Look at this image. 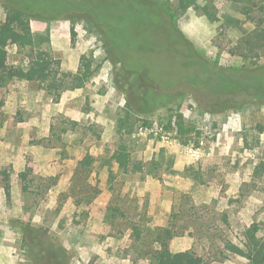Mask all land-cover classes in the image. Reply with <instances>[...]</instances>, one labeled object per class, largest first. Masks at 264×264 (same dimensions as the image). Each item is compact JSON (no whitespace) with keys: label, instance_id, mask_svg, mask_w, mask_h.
<instances>
[{"label":"rangeland","instance_id":"1","mask_svg":"<svg viewBox=\"0 0 264 264\" xmlns=\"http://www.w3.org/2000/svg\"><path fill=\"white\" fill-rule=\"evenodd\" d=\"M159 2L175 13L171 25L164 6L142 0H26L43 11L89 6L96 20L77 12L32 20L33 33L48 39L41 50L58 62V84L64 74L70 78L61 88L33 79L0 87V264H31L22 246L25 224L47 230L71 264H153L135 253L133 222L146 235L172 227L171 250L193 249L204 264H247L224 246L243 247L254 225L264 243V170L256 173L264 163V104L217 96L209 71L196 61L211 62L216 71L251 70L235 42L256 19L228 0H203L182 15L176 0ZM5 3L0 0V22ZM110 37L134 68L119 62ZM6 47L10 66L29 64L31 49ZM139 68L157 83L150 85ZM263 82L252 75L244 80ZM172 112L195 127L190 147L165 130ZM116 150L130 152L144 172L120 174ZM86 155L96 159L89 192L81 180L73 182ZM153 160L163 163L155 175ZM27 168L37 177L31 194L19 179ZM116 207L125 216L110 219Z\"/></svg>","mask_w":264,"mask_h":264},{"label":"trees","instance_id":"2","mask_svg":"<svg viewBox=\"0 0 264 264\" xmlns=\"http://www.w3.org/2000/svg\"><path fill=\"white\" fill-rule=\"evenodd\" d=\"M5 1L6 3L3 5L6 17L0 22V87L8 81L14 79H33L41 84L50 83L56 84V86L58 85V88L63 87V84L66 83L67 78H70V75L64 74V77L66 78L61 80L60 84H58V76L60 75L58 62L51 58L48 52L41 50L40 48L44 40L48 41V39H43L41 36L35 35L32 31L31 22L35 19L49 20L50 18H45V16L49 13H55L54 15L59 17L65 12L68 14L73 12L90 13V15L96 20L94 17L95 13L93 12L94 9L89 6L82 5L78 8L67 6L59 12H57L58 10L53 7L50 10L43 11L42 8L39 7L40 5L33 4L30 6L26 3V0ZM142 1L157 5L158 8L159 6H164L165 13L170 19V21L167 20V22L169 24L174 23L176 17L171 8L161 4L159 0ZM200 1L203 0H176V13L180 15L185 14ZM228 1L239 5L240 13L242 15L251 19H256V26L254 29L243 32L235 42L236 50H238L239 56L246 63L248 62L253 68H251V70H246L242 66H237L227 68L222 71H216L210 67V61V63L199 61L197 59L196 61L201 63L203 68L209 71L207 77L216 83L213 91L217 93V96L225 99L230 98V96H240L243 98L240 100V104L242 106L254 103L255 101L264 104V82L253 85L244 84L245 77H249V75H252L253 78L264 77V66L260 64L264 58V0ZM158 10L160 11V9ZM75 15L76 14L72 16ZM101 25L108 28L106 24L101 23ZM110 38L113 47L117 50V52H119V62L122 63L126 69L134 68L128 64L127 58L121 54L119 49L116 47V40H113L112 37ZM12 42H15L20 48L25 47L32 50L29 64L22 67L9 65V55L6 46ZM138 70H141L143 77L148 83H150V85L157 83L148 76L145 69L139 68ZM196 85H198V83ZM188 89L196 91L194 95L196 98H199V96L202 95L197 87H188ZM165 90L169 89L165 87ZM230 103L231 101L227 99L225 105L228 106ZM228 108L230 109L232 107ZM165 130L173 133L174 139L178 140L186 147H190L193 140L192 138L196 134L195 127L188 125L183 114L178 112H172L170 114ZM196 146H199V144ZM112 161L116 163L117 170L122 175L128 176L144 172L142 164L136 163L132 159L130 152L116 150L113 152ZM95 162L96 159L92 155H86L79 162L78 168L75 170L73 175V182L75 180H81L83 182L82 187L88 192L89 188H92V186L89 187L87 185V179L91 175V169ZM151 163L153 170H150V174L155 175V173L162 170L163 163L161 161L159 162L157 160H153ZM259 170H264V163L257 167L256 173H259ZM109 174L110 179L113 180L115 178L113 172L110 171ZM19 179L22 185V192L24 194H31L33 185H35L34 183L37 179L33 170L31 168H27L25 171H22L19 174ZM4 181V188L6 192L9 193V177H6ZM75 189H77L76 186H74V191ZM93 192H96V195H98L97 190L94 189ZM109 211L112 212V214L110 213V219L117 218L116 214L121 215V217L125 216L124 213L121 212V209L117 207L110 208ZM131 225V237L134 242V247L136 248L135 253L138 257L149 259L153 264H204L202 258L193 249L177 253H174L171 250V242L176 236L172 227L157 228L146 235L145 230L141 229L138 223L133 222ZM21 230L22 246L26 250V257L31 264H71L63 248L53 243V241L49 238L47 230L43 228H36L31 224L21 225ZM258 231V226H252L245 233L246 243L243 247H240L232 242H226L224 246L225 251L246 259L248 261L247 264H264V243L258 240L256 236Z\"/></svg>","mask_w":264,"mask_h":264}]
</instances>
